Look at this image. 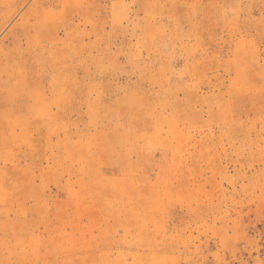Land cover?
<instances>
[{
  "label": "rangeland",
  "instance_id": "374dc122",
  "mask_svg": "<svg viewBox=\"0 0 264 264\" xmlns=\"http://www.w3.org/2000/svg\"><path fill=\"white\" fill-rule=\"evenodd\" d=\"M0 264H264V0H0Z\"/></svg>",
  "mask_w": 264,
  "mask_h": 264
}]
</instances>
